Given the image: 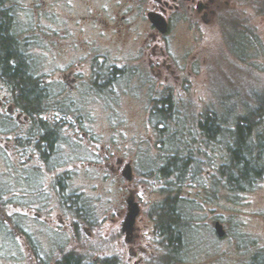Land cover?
<instances>
[{"label":"rangeland","instance_id":"374dc122","mask_svg":"<svg viewBox=\"0 0 264 264\" xmlns=\"http://www.w3.org/2000/svg\"><path fill=\"white\" fill-rule=\"evenodd\" d=\"M225 10L223 17H216L209 26H201V31L197 27L189 28L181 18L174 20L173 46L188 45V37L193 35L202 52L207 53L186 84L177 81L173 88H168L159 81L154 86L157 98L164 90L172 95V118L160 116L155 108L165 107L161 102L151 101L145 87H137L134 96L125 97L110 118H98L95 133L103 125L112 126L110 139L107 136L100 140L112 143L111 167L117 168L118 157L124 158V165L134 164L132 189L136 190L142 209L139 234L140 244L146 250L143 256L129 261V247L124 237L121 238L122 199L125 200L122 185L127 182L122 174L110 171L109 175L99 168L76 178L79 184H86L88 179L93 184L84 187L92 197L87 202L90 211L81 213L80 218L76 215L80 221L90 222V235L81 231L74 240L71 232L65 235L63 230L58 231L56 221L52 227L31 223V253L39 256L29 254L25 240L19 237L27 229L28 221L24 158L13 150L23 145L20 141L24 129L14 118L1 123L0 264H58L66 254L80 256L87 264H135L136 261L139 264H264V136L256 142V134L251 135L262 159L261 176L250 185L251 190L218 195L213 189L230 185L220 172L226 174L231 167L228 150L234 139L230 132L215 139L202 128L206 118L218 116L225 118L222 124L227 125L226 129L218 121L222 129L232 131V120L248 114L244 127L257 121L258 130L264 131V116L258 121L261 109L264 110V0H230ZM130 54L127 52L126 58ZM112 55L119 57L115 52ZM39 59L52 58L42 52ZM58 59L71 60L72 54H61ZM0 86L8 87L1 82ZM68 132L63 130L64 139H70L66 136ZM175 158L179 167L188 162L184 172L178 171L177 166L168 169V163H173ZM248 170L255 176L254 167ZM169 198L177 200L184 221L178 230L181 239L176 231L170 235L172 252L168 255L169 243L158 229L155 213H159V207ZM43 216L47 215L43 213ZM65 217L74 220L72 216ZM216 222L224 225L227 235L223 239L215 233ZM124 250L126 256L122 255ZM28 256H32L30 263Z\"/></svg>","mask_w":264,"mask_h":264},{"label":"flooded vegetation","instance_id":"af4514ba","mask_svg":"<svg viewBox=\"0 0 264 264\" xmlns=\"http://www.w3.org/2000/svg\"><path fill=\"white\" fill-rule=\"evenodd\" d=\"M229 3L230 0H0V82L8 86H0V135L3 134L1 123L14 118L24 129L20 141L23 145L13 150L17 155L22 153L24 158L28 221L27 229L19 237L25 240L30 255L39 256L31 253V223L52 227L56 221L58 231L63 230L65 235L71 232L74 240L81 231L90 235V222L77 218L90 211L87 202L92 197L84 187L93 184L89 179L86 184L77 183V175L99 168L109 175L110 171L122 174L125 179L124 170L129 164L134 173L133 162L124 165L122 157L116 158V169L111 167L112 143L100 140L107 136L110 139L112 126L103 125L95 133L98 118H110L125 97L134 96L137 87H145L150 100L156 104L171 99L172 95L164 90L160 93L161 99L155 101L159 98L153 93L154 86L159 81L168 88H173L177 81L186 84L207 53L202 52L193 35L188 37V45L173 46L175 18L201 31V26H209L216 17L220 18ZM150 13L166 20V33L155 28L149 19ZM42 52L49 53L52 59L40 60ZM114 52L119 57L113 58ZM127 52H131L129 58H126ZM61 54H72V59L60 61ZM5 69H20L19 82ZM20 99L24 107L18 103ZM231 127L232 131L237 128ZM202 128L207 132V127ZM209 128L215 139L224 134L223 126ZM64 129L69 131L65 134L70 139H64ZM6 148L9 149L8 144ZM226 179L229 184L228 175ZM255 181L253 176L242 187L230 184L213 190L218 195L248 192ZM125 182L128 186L122 185L125 189L121 209L123 224L129 197L133 196L140 205L136 190L132 189L133 180L125 179ZM67 215L74 220L67 219ZM139 219L140 216L130 241L122 226L121 238L124 237L129 247V261L146 251L140 244ZM166 240L169 255L171 241ZM122 255L126 256L125 250ZM31 257L28 256L29 263Z\"/></svg>","mask_w":264,"mask_h":264},{"label":"trees","instance_id":"16d2710c","mask_svg":"<svg viewBox=\"0 0 264 264\" xmlns=\"http://www.w3.org/2000/svg\"><path fill=\"white\" fill-rule=\"evenodd\" d=\"M6 71H9V76L13 77V79H16V82H19L18 80V73L20 69H5ZM18 84V83H16ZM18 88V87H17ZM165 107L161 108L160 106H157V109H159L158 113L162 118L165 119H170L171 113H172V105H171V99L168 100H161L159 103ZM18 103L24 107V101L22 99L18 100ZM248 114L245 115H238L235 118V121L232 120V123L234 126H236L235 131L231 130H224L225 132H230L232 133V139L234 142V145L229 148V153H230V158H231V167L228 169L229 171H226V174L228 175V178H230L229 182L230 184H238L240 187L244 185L245 183H250V180H252V175L250 174V171L248 170L249 167H254L256 170L255 173V178L258 179L261 176V168L262 166V159L258 155V146H253V139L251 137L252 134V129L255 128V134H256V142H258V139L261 136H264V131L258 130L259 124L256 121L255 124H249L247 127H244V122L248 121L247 118ZM264 116V110L261 109V113L258 116V121ZM161 118V119H162ZM217 121H216V120ZM224 119H220L218 116H212L206 118L204 122H202V126L207 127L208 129L207 134L208 135H213V130H211L209 127L211 125L212 128H215L216 126L219 125L218 121L220 124L223 123ZM162 121V120H161ZM231 123V122H230ZM225 126V129L227 128V125L222 124ZM232 125V126H233ZM221 126V125H219ZM248 151V153H245ZM242 152V154H240ZM176 160V162H175ZM174 162H169L168 163V169L170 171L173 169V166H177L176 168L180 172H184L185 168L187 166L188 162H183L184 165L179 167L177 163V159L175 158ZM186 161V160H184ZM177 200L174 199H167L165 202L162 204V206L159 207L158 212L155 213L156 216V222L158 225V229L161 230V234L164 238L170 239V235L172 232L176 231L175 233L177 234V238L181 239L180 234H179V226H182L184 218L182 217V213L179 211L178 206H177ZM174 205V210L172 206ZM176 226V229L174 228ZM58 264H87L84 262L83 258L80 256H64Z\"/></svg>","mask_w":264,"mask_h":264},{"label":"water","instance_id":"95a60500","mask_svg":"<svg viewBox=\"0 0 264 264\" xmlns=\"http://www.w3.org/2000/svg\"><path fill=\"white\" fill-rule=\"evenodd\" d=\"M149 19L156 29H158L162 33H166V31L168 30V25L166 20L161 15H158L157 13H150ZM124 177L129 182L133 180V170L130 164L127 165L124 170ZM127 204L128 214L123 224V232L127 236V241H130L133 239L135 226L137 224L139 216L141 215V208L140 205L135 201L133 196L129 197V199L127 200ZM215 233L220 239L226 237V230L221 222L215 223Z\"/></svg>","mask_w":264,"mask_h":264}]
</instances>
